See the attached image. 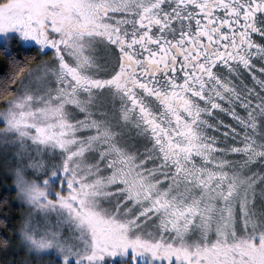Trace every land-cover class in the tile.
<instances>
[{
	"label": "snow or ice",
	"instance_id": "snow-or-ice-1",
	"mask_svg": "<svg viewBox=\"0 0 264 264\" xmlns=\"http://www.w3.org/2000/svg\"><path fill=\"white\" fill-rule=\"evenodd\" d=\"M0 148V264H264V0H0Z\"/></svg>",
	"mask_w": 264,
	"mask_h": 264
},
{
	"label": "trees",
	"instance_id": "trees-1",
	"mask_svg": "<svg viewBox=\"0 0 264 264\" xmlns=\"http://www.w3.org/2000/svg\"><path fill=\"white\" fill-rule=\"evenodd\" d=\"M34 54L35 53L32 51L21 53L22 56L34 55ZM11 186H12L11 179L8 176V174L6 175L5 173H3L2 167L0 164V194H3L5 196H14L15 193L12 190ZM18 209H20L19 202L13 201L11 206H10V212H9L10 217L16 216L18 214Z\"/></svg>",
	"mask_w": 264,
	"mask_h": 264
},
{
	"label": "rangeland",
	"instance_id": "rangeland-1",
	"mask_svg": "<svg viewBox=\"0 0 264 264\" xmlns=\"http://www.w3.org/2000/svg\"><path fill=\"white\" fill-rule=\"evenodd\" d=\"M4 151L2 148H0V164H1V167H2V171L3 173H5V161L3 159V154H4ZM8 151V154H9V159H8V163H11V150H7ZM8 176L10 177V173L8 174ZM11 179V178H10ZM11 184H12V180H11ZM26 210V209H25Z\"/></svg>",
	"mask_w": 264,
	"mask_h": 264
}]
</instances>
